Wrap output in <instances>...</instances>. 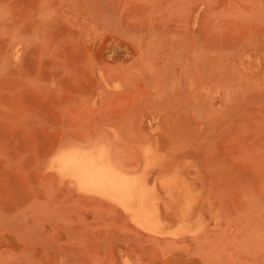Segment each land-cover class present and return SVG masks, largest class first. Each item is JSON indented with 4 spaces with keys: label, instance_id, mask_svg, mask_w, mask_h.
<instances>
[{
    "label": "rangeland",
    "instance_id": "374dc122",
    "mask_svg": "<svg viewBox=\"0 0 264 264\" xmlns=\"http://www.w3.org/2000/svg\"><path fill=\"white\" fill-rule=\"evenodd\" d=\"M5 2L0 264H264V0Z\"/></svg>",
    "mask_w": 264,
    "mask_h": 264
},
{
    "label": "clouds",
    "instance_id": "9594fccd",
    "mask_svg": "<svg viewBox=\"0 0 264 264\" xmlns=\"http://www.w3.org/2000/svg\"><path fill=\"white\" fill-rule=\"evenodd\" d=\"M12 13L7 6L5 0H0V25L8 22Z\"/></svg>",
    "mask_w": 264,
    "mask_h": 264
},
{
    "label": "bare ground",
    "instance_id": "6f19581e",
    "mask_svg": "<svg viewBox=\"0 0 264 264\" xmlns=\"http://www.w3.org/2000/svg\"><path fill=\"white\" fill-rule=\"evenodd\" d=\"M80 164H82V163H80ZM83 164H84V163H83ZM83 164H82V165H83ZM80 167H81V166H80ZM81 168H82V167H81Z\"/></svg>",
    "mask_w": 264,
    "mask_h": 264
}]
</instances>
